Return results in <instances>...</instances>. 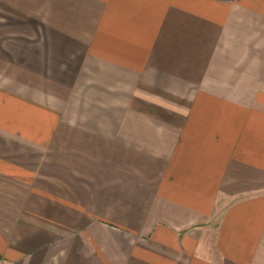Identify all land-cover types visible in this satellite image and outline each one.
I'll return each instance as SVG.
<instances>
[{
  "label": "crops",
  "instance_id": "0c3cea01",
  "mask_svg": "<svg viewBox=\"0 0 264 264\" xmlns=\"http://www.w3.org/2000/svg\"><path fill=\"white\" fill-rule=\"evenodd\" d=\"M0 264H264V0H0Z\"/></svg>",
  "mask_w": 264,
  "mask_h": 264
}]
</instances>
